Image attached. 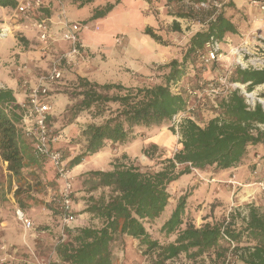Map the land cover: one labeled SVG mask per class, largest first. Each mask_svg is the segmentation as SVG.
<instances>
[{
	"label": "trees",
	"instance_id": "1",
	"mask_svg": "<svg viewBox=\"0 0 264 264\" xmlns=\"http://www.w3.org/2000/svg\"><path fill=\"white\" fill-rule=\"evenodd\" d=\"M71 1L82 7L93 0ZM120 1L114 0V4ZM178 1L164 0L162 6ZM17 2L0 0V8L12 10ZM146 2L151 4L152 0ZM114 4L107 3L102 10L96 9L93 17L106 16ZM155 7L151 10L153 15L157 13V3ZM235 8L229 0L222 3L220 9L206 11L200 20L188 12H168L169 16L180 19L193 18L204 27L187 37L179 59L173 58L157 66L159 80L151 86L99 84L67 72L52 84L49 96L62 95L68 99L65 114L69 125L80 117L86 118L76 135L64 133L70 139L75 137L76 145L81 141L84 143L69 166L78 167L110 146L151 138L157 130L168 127L173 116L183 111L186 105L184 97L176 94L173 86L191 72H199L197 52L211 39L221 44H225L228 38L237 40L249 26L246 14ZM179 27V23L172 21V31L179 32ZM145 34L154 42L166 45L152 29L146 28ZM20 41L27 47L26 39L20 37ZM18 79L20 84L21 76ZM231 80L249 83L248 91H251L264 83V69L237 68ZM22 91L24 96L19 101L15 89L0 87V157L7 164L9 186L12 182L17 183L15 203L26 213L30 205L20 198L23 192L21 182L33 168L43 169L48 163H42L33 155L32 140L27 138L22 128L24 110L20 105L27 101V92ZM216 102L212 115L203 124L189 118L183 119L176 130L168 128L172 134L179 135V148L172 157L156 158L159 147L155 144L142 147L143 157L155 161L157 170L126 154L111 161L107 170L89 169L76 177L71 196L83 189L84 208L81 213L88 219L66 229L64 241L55 246L53 264H115L118 258L113 246L124 237L145 245L151 264H175L173 262L181 257L190 264L199 263L201 259L217 264H264V213L248 206L244 215L234 210L228 212L220 223H206L216 209L224 207L223 200H217L219 203L214 201L205 210L204 224L196 226L200 205L194 198L197 183L182 187L184 191L179 194L171 189V185L179 183L183 177L192 176L193 169L210 180L214 174L241 166L253 146L264 147V110L260 103L248 109L238 90ZM47 122L49 146L60 152L62 146L55 142L62 134L54 129L50 117ZM192 177L189 181H194ZM259 180L260 177L255 179L256 182ZM58 197L57 189L45 205L47 233L53 236L60 224ZM169 203H174V206L169 218L159 227V234L163 237L161 241L155 238L150 228L160 219ZM228 241L235 245L230 258L226 254L230 249Z\"/></svg>",
	"mask_w": 264,
	"mask_h": 264
},
{
	"label": "rangeland",
	"instance_id": "2",
	"mask_svg": "<svg viewBox=\"0 0 264 264\" xmlns=\"http://www.w3.org/2000/svg\"><path fill=\"white\" fill-rule=\"evenodd\" d=\"M55 1L57 2V5H60V2L62 0ZM126 1L121 0L118 4H114V0H93L90 6L84 7L81 10H72L71 17L74 18V20L76 17L84 18L85 16L89 15L92 9L102 10V8L105 7L107 3L114 4L112 10L108 14H106V16L95 18L94 22H91V24H88V27H86L96 29V31H94L93 33L94 38L92 40L96 43L95 47H97L98 45V47H107V45L109 44V36H112L116 33L122 34L121 30L123 27L122 22L124 19V14L123 9H119V6H122V4L126 3ZM227 1L229 0H180L178 2H173V4L168 7L167 12L163 14V17H161L162 26L159 30V33L166 45H160L162 48H160L159 50H164V55L157 50H155V52L149 51L150 61L147 64L146 62L144 63V61L142 62L141 59H139L140 63H143L144 66L147 65L146 70L142 71L140 76H138L137 79H134L135 81L133 83L125 86L140 87L146 85L151 86L155 84L159 80L158 72L156 71L157 66L166 64L173 58L179 59V53L181 50H183L184 44L187 41V37L196 31L202 30L203 25L201 23H198L193 18H197L200 20L203 18V14L206 11L211 10L212 8L220 9L222 3H225ZM156 3H161V0H152L149 6L152 9H155L154 7L156 6ZM131 10L133 11V9ZM170 11L185 13L188 12L192 14L191 17H194L192 19L187 18L186 20L178 19V22L176 23H179L180 31L174 32L171 30L173 21L171 19L172 16L168 15V12ZM0 20L6 22L5 19L3 20V17H0ZM130 21L131 27H128V30L131 32H135V29L139 27V24H137L133 16ZM252 33L257 34L258 31L252 30ZM19 35V33L12 32L8 38H0V81H4V79L7 78L6 75L9 74L10 71H12L17 78L19 76H22L21 72L18 69L15 71L16 66L19 68L23 65H26L25 62H22L18 59V55L20 54L18 53V51H16L19 49V47L21 51L23 47L25 48V45L20 41L21 36ZM250 35L251 32H247L243 35H239L238 39L235 41H229L227 39V42L225 44H221L220 51L223 55L222 57H220L219 61H215L211 64L206 65L200 64V69L198 70L199 72H191L181 82H179L180 85L184 82L191 84V86L195 88L201 89V87H199L200 84H202L204 88V85H217L220 78H226V83L229 88H233V84H235V82L231 80L232 75L235 72V69H241L242 67L241 64L237 62L238 56L229 52L230 48H235V46L239 45L241 41H243V39H246L247 45L249 46V54H245L244 61H242V63L244 66L246 65L247 68L255 66L254 61L250 65V61L253 60L254 57H259L261 55H263L262 57H264V42H262V44H259L258 39H256V37H253L255 35ZM228 41L230 46H228ZM28 43L30 51L35 52L39 47L38 43H35L33 40ZM9 54H11V61L8 60ZM39 57L40 55H38L37 60H44V58L41 59ZM98 61L99 59L97 60V62ZM100 61H103V59H100ZM11 62L12 64H9ZM33 62H35V59H33ZM27 64H29V69L34 73V75L36 73L44 71L48 67V64L45 65L44 68L34 65L32 62H29ZM79 65L81 64L76 65V67L72 69H67V74H72L74 76L78 75L72 73V70L75 71ZM124 65L128 67L127 69H125V72H128L129 75L137 74V72L135 73L133 71L134 66L132 64H123L121 66ZM103 69L105 68L102 67L101 70ZM228 70H231V72H228ZM92 81L96 80L92 79L91 82ZM18 83L19 81L17 82V86L19 87L20 84ZM257 86L252 89L256 97L254 101L256 102H258L257 98L261 100L264 99V90L256 89ZM0 87L3 86L0 85ZM173 91H175L174 86ZM221 97L222 95H214L212 93L204 91L202 92V96L199 99L195 98L194 100H192L196 106L194 111L192 112L193 120L197 121L200 124H203L205 120H207L208 117L212 115L211 112L214 111V108H216V101H218ZM53 99V95L50 96V101L53 106L51 114L49 116L50 122L52 123L54 129L61 132L62 134L59 140L55 142V144L62 146L60 153L63 154L65 160V168L69 170V181L73 190L75 178H79V175H81L84 171L94 168L107 170L110 163L104 161L105 157H96V155L93 159L82 162L80 165H78V167L71 168L69 166L70 160L74 156L78 155V152L82 149L84 143L83 141H81L78 145H76L75 142L77 139H75V137L74 139L65 137L66 135H64V133H68V135L71 136L76 135L77 130L81 127V125L84 124L86 118L80 117L75 121L74 124L69 125L70 122H68V116L65 114V109L67 108L68 103H66V105H64V107L62 108L61 105H59V101H57V99ZM177 126L178 124H175L173 119L168 127L166 126L157 130L151 138L144 137L142 138V140H138L132 143H126V145L114 147L110 146L111 154L109 158L111 161H113L114 159L120 158L122 155L127 154L131 158L137 157L142 165L157 170L158 167L154 165L155 161H149L147 158L143 157L141 152L142 147L149 146L151 144V140L158 136L159 138H161V141H159L156 145L157 147H159V153L155 157L159 159L172 157L174 152L179 148V135H177V133L172 134L168 128L174 127V129L176 130ZM68 129L70 131H68ZM165 130L171 133V142L168 141L164 135H162V132ZM68 139L69 142L67 141ZM258 160H260L259 157L256 158V161ZM41 161L42 163L47 162L48 164H46L43 169L38 167L33 168L31 170L32 173L28 174L25 177V180L21 182V190L23 192L20 195V198L30 205V210L26 212L25 215L33 223V227L31 230H24L21 222L15 218V210L16 208H19L18 204L15 203L14 198V192L17 189V183L12 182L9 186V173L0 166V260L1 258L4 259L3 264H53L56 259L55 246L61 242L62 234L66 236V229L74 226L75 224H80L81 222L87 221L88 219L85 214L81 213L84 208V201L82 197L85 195V193L83 189H79L76 195L74 194L71 196V200L73 202V214L76 217V220L73 223L62 228V218L60 210L61 202L59 201L60 192L62 190L61 182L59 181L56 170H54L53 166L46 160L41 159ZM194 175V181H189L191 177L185 176L180 179L179 183L175 182L174 184H172V191L179 194V192L184 191L181 190L182 187H190L189 185H191L192 182L197 183V180H201L202 182L206 183V177L204 175H202V179L197 175V173H194ZM259 182L264 183V178H262L258 182L239 186V188L237 187V190L233 189L230 195H227V191L224 188L222 189L221 187L222 185H225L223 183L227 182L222 181L219 183V185H221V194L220 192H217L214 198H211V193L208 190L196 192L194 198H196V201L200 204L198 206V215L195 221L196 226H201L202 224H204L203 216L205 215V210H207V207L211 205L210 203L214 201L219 203V201L217 200H223L224 207L223 209L221 208V210L216 209L206 223H220L225 215L228 216V212L231 213L234 210H237L238 212L242 213V215H244L247 212L248 206L257 208L260 213H264V192L260 189L259 185H257V183ZM77 183H79V181H77ZM57 189L59 195L57 202L59 204L60 224L58 226L57 233L53 236L47 233V228L49 226L46 218L47 211L45 210V205H47L48 201L53 198ZM187 191H189V189H187ZM173 206L174 203H169L161 213L160 219L154 222L152 227L150 228L155 238H158L161 241L163 240V237L162 234H159V227L166 219L169 218ZM226 245L229 246L228 244ZM113 248L114 253L118 258V261L115 264H151V261L147 256V247L143 244H140L138 240L124 237L118 239ZM232 253L233 252L230 247L226 254L230 258L232 256ZM173 263L190 264L186 262L182 257L175 260ZM196 264L217 263L212 262L211 260L201 259V261Z\"/></svg>",
	"mask_w": 264,
	"mask_h": 264
},
{
	"label": "crops",
	"instance_id": "3",
	"mask_svg": "<svg viewBox=\"0 0 264 264\" xmlns=\"http://www.w3.org/2000/svg\"><path fill=\"white\" fill-rule=\"evenodd\" d=\"M48 2V7L43 9L42 15L43 17L50 18L52 21H56L58 18V14L60 13V7L57 5V2L55 0H46ZM126 1V0H124ZM164 0H161V3H163ZM233 5L236 6V10H239L240 12H244L247 16V20L249 23V26L245 28L242 32V35L247 32H252V30L258 31L261 37H264V11L260 10L259 7H256L250 3V0H231ZM161 3L157 4V13L154 15L152 14L151 10L152 8L149 6V4L146 2V0H127L126 3H123L122 6H119V9H123L124 19L122 22V34H114L112 36H109V44L107 47H95V42L92 41L94 38V31L96 29L93 28H85L81 29L78 33L79 40L82 44V50L84 52L85 58L87 60L85 62L80 63L76 70H72L71 72L74 74H78L81 77H86L88 80H96L94 82H97L99 84H106L108 82L110 83H118L121 85H128L133 83L137 79L138 76L142 73V71L146 70L147 65H143V63L139 62V59L146 64L150 61L149 51L157 50L161 52L164 55V50H159L162 48L160 44L154 42L150 39L148 35L145 34V29L150 28L154 33L157 35H160V29H161V17H163V14L167 12L168 7H170L172 3H170L167 6H162ZM62 9L65 10L66 16L69 21L71 22H78L82 25H85L88 27V24H91V22H94V11L95 9H92L88 16L82 17H71V11L72 10H81L84 7L90 6V4L79 7L78 3H73L71 0H62L61 1ZM156 8V7H155ZM133 9V11L131 10ZM14 9H7V8H0V17H3V20H0V28L2 27H8L12 30V32L19 33L21 37L26 39V41H34L36 43V30L31 26L32 21L36 19H40L41 15L40 13L37 16H32L27 20H20L15 21L14 19ZM13 13V14H11ZM173 13V12H172ZM132 16L135 18V21L137 24H139V27L135 29V32H131L128 30V27H131V19ZM42 17V18H43ZM80 18V19H77ZM163 19V18H162ZM171 19L175 22H178V19L176 17H171ZM52 31L55 34V41H53V46L51 49V52L44 57V60H37L39 51L37 50L30 51L29 49V43L27 44V47L22 48V51L20 50V47L18 50V59L22 62H25V66L29 68V62H32L36 66H41L44 68L45 65L49 64L52 60V56H55L56 54H59V52L66 51L70 45L67 42L62 41L59 38L60 30L57 29L56 26H51ZM90 27V26H89ZM11 32V33H12ZM7 36L6 38H8ZM5 39V38H3ZM228 40H234L232 38H228ZM105 48V49H104ZM9 54V59H10ZM41 55H40V57ZM33 59H35V62H33ZM99 61L97 62V60ZM100 59H103V61H100ZM138 61V62H137ZM100 62V63H99ZM9 64H12L9 63ZM123 64H132L134 66L133 71L137 74H128V72H125L128 67L126 65L121 66ZM7 66V65H5ZM105 69L101 70L102 67ZM18 69V67L16 68ZM105 70V71H104ZM21 72V71H20ZM68 73V71H65ZM64 72V73H65ZM38 73L35 75L37 76ZM21 77H23V73L21 72ZM31 81L34 82L36 76L33 72H31ZM7 78L4 79V81H0V85L3 87L15 89L17 94V99L20 101L24 96V90L22 88V78L20 81V86H17L18 78L16 75L9 74L6 75ZM105 76V78H104ZM109 76V77H108ZM103 79V80H99ZM19 84V83H18ZM54 99H57L59 101V105L63 108L66 103H68V99L64 96L60 95H54ZM162 135L167 138L168 141H172L171 139V133L169 131H163ZM161 141V138L158 136L151 140L152 144L157 145L158 142ZM127 153V152H126ZM110 154H111V147L106 148L104 151H102L98 156L105 157L104 161L110 163ZM256 156V157H255ZM259 157L260 160L256 161V158ZM0 166L6 171L7 164L2 161L0 157ZM7 172V171H6ZM195 172H193L194 174ZM201 179L203 178L202 174L200 172H196ZM251 173V174H249ZM192 174V176H193ZM190 175V177H192ZM264 178V147L261 145H255L249 150V154L244 159L243 164L239 166L236 169L233 170H227L222 171V173L214 174L213 179H204L206 183L202 182L201 180H195L197 182V188L194 189V195L198 191H210L211 198H214L217 192H220V182H227L223 183L225 185H222V189L224 188L227 191V195L231 193L233 189L237 190V187L246 184H251L256 182L255 179ZM193 178V177H192ZM232 183V184H231ZM1 252V251H0ZM1 254V253H0Z\"/></svg>",
	"mask_w": 264,
	"mask_h": 264
},
{
	"label": "built area",
	"instance_id": "4",
	"mask_svg": "<svg viewBox=\"0 0 264 264\" xmlns=\"http://www.w3.org/2000/svg\"><path fill=\"white\" fill-rule=\"evenodd\" d=\"M250 3L264 11V0H250ZM61 5L62 4L60 2V13L58 14V18L56 21H52L50 18L43 17L42 15V10L48 7V2L46 0H18L14 8L13 17L17 22L20 20H27L40 13V19L32 21L31 26L36 30V43H38V51L42 58L51 52L54 43L53 41H55V34L51 29L52 25L56 26L57 29L60 30L59 38L70 45L66 51L59 52V54L52 56V60L48 64V67L44 71L37 74L34 82L31 81L32 75L29 68L25 65L18 68V70L23 73L22 88L27 92L26 103H21L20 105L24 110L21 120L22 128L27 138L32 140L33 155L40 160L42 159L48 161L53 166L54 170H56L58 179L61 182L62 190L60 192L59 201L61 202L60 210L63 228L64 226L73 223L76 220V217L73 214V202L71 200L72 186L69 181V170L65 168L63 154L59 151L53 150L49 146L50 131L47 120L53 107L50 101L49 92L50 86L57 83L67 69H72L76 67V65L86 61L87 58H85L82 50L83 48L79 40L78 33L81 29H85L87 26L78 22L69 21L66 16V12L62 9ZM11 32V29L8 27L0 28V38L9 36ZM252 35H255L253 37L258 39L259 44L264 42V37H261L259 33L256 34L251 32L250 36ZM228 46H230L229 41ZM220 49V42L213 39L209 40L204 44L203 48L197 52L200 64L206 65L219 61L220 57L223 55L221 54ZM229 52L238 56L237 62L241 64L242 68H240L242 70L264 69L263 55L254 57V59L250 61V65L254 61L255 66L247 68L246 65H243L242 61H244L245 54H249V46L247 45L246 39H243V41H241L239 45L235 46V48L231 47ZM228 72H231V70H228ZM218 82L219 83L217 85H204V88L203 85L200 84L199 87H201V89L195 88L191 86V84L184 82L183 84L181 83V85L180 83L175 85L174 92L184 97L186 105L183 111H180L173 116L172 119H174V123L179 124L183 119H193L192 112L196 106L192 100L195 98L199 99L204 91L214 95H222V97L226 98L231 92L238 90L244 98L248 109H252L256 103H260L264 110V102L259 98H257L258 102L254 101L256 98L254 91H248L249 83L240 84L236 82L233 84V88H229L226 83V78H220ZM256 89L264 90V83L259 84ZM193 171L195 173L197 172L196 169H193ZM257 185H259L260 189L264 192V183L259 182ZM15 218L21 222L24 230L32 229L33 223L26 217L25 213L21 209L16 208ZM64 238L65 235L62 234L61 242L64 241ZM228 243L231 249L235 247L232 242L228 241ZM3 261L4 259L1 258L0 264H3Z\"/></svg>",
	"mask_w": 264,
	"mask_h": 264
},
{
	"label": "bare ground",
	"instance_id": "5",
	"mask_svg": "<svg viewBox=\"0 0 264 264\" xmlns=\"http://www.w3.org/2000/svg\"><path fill=\"white\" fill-rule=\"evenodd\" d=\"M262 101L264 102V99Z\"/></svg>",
	"mask_w": 264,
	"mask_h": 264
}]
</instances>
